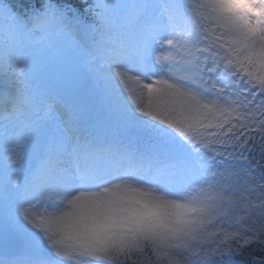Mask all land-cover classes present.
Wrapping results in <instances>:
<instances>
[{
	"label": "snow or ice",
	"instance_id": "1",
	"mask_svg": "<svg viewBox=\"0 0 264 264\" xmlns=\"http://www.w3.org/2000/svg\"><path fill=\"white\" fill-rule=\"evenodd\" d=\"M37 5L0 0V264H264V0Z\"/></svg>",
	"mask_w": 264,
	"mask_h": 264
},
{
	"label": "trees",
	"instance_id": "2",
	"mask_svg": "<svg viewBox=\"0 0 264 264\" xmlns=\"http://www.w3.org/2000/svg\"><path fill=\"white\" fill-rule=\"evenodd\" d=\"M9 2L20 14H27L30 10H34V8L38 6L37 0H9ZM76 3L78 6L83 7V0H76ZM87 3L91 4L93 3V0H87ZM249 251H252L254 255H260L259 251L255 250V246H253L252 249H249ZM246 259L250 260L251 258L246 257Z\"/></svg>",
	"mask_w": 264,
	"mask_h": 264
}]
</instances>
